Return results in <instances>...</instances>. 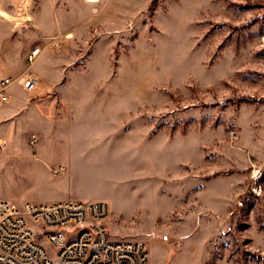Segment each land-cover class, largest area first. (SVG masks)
<instances>
[{
  "label": "rangeland",
  "instance_id": "374dc122",
  "mask_svg": "<svg viewBox=\"0 0 264 264\" xmlns=\"http://www.w3.org/2000/svg\"><path fill=\"white\" fill-rule=\"evenodd\" d=\"M24 72L0 197L105 199L148 264H264V0H0V75Z\"/></svg>",
  "mask_w": 264,
  "mask_h": 264
},
{
  "label": "built area",
  "instance_id": "2783aa9c",
  "mask_svg": "<svg viewBox=\"0 0 264 264\" xmlns=\"http://www.w3.org/2000/svg\"><path fill=\"white\" fill-rule=\"evenodd\" d=\"M40 53L27 56L32 64ZM40 83L33 72L0 75V103L11 87L32 90ZM105 199L14 201L0 197V264H148L150 249L142 239H115L107 224Z\"/></svg>",
  "mask_w": 264,
  "mask_h": 264
},
{
  "label": "crops",
  "instance_id": "0c3cea01",
  "mask_svg": "<svg viewBox=\"0 0 264 264\" xmlns=\"http://www.w3.org/2000/svg\"><path fill=\"white\" fill-rule=\"evenodd\" d=\"M13 33H16V30H15L14 28H11V30H10L8 36H12ZM4 74H6V73H4Z\"/></svg>",
  "mask_w": 264,
  "mask_h": 264
},
{
  "label": "trees",
  "instance_id": "16d2710c",
  "mask_svg": "<svg viewBox=\"0 0 264 264\" xmlns=\"http://www.w3.org/2000/svg\"><path fill=\"white\" fill-rule=\"evenodd\" d=\"M245 201H249V200H245Z\"/></svg>",
  "mask_w": 264,
  "mask_h": 264
}]
</instances>
